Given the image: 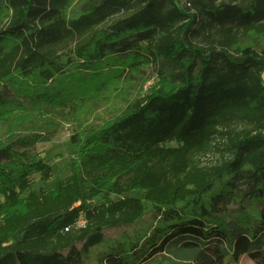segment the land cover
Returning a JSON list of instances; mask_svg holds the SVG:
<instances>
[{"label": "trees", "instance_id": "trees-1", "mask_svg": "<svg viewBox=\"0 0 264 264\" xmlns=\"http://www.w3.org/2000/svg\"><path fill=\"white\" fill-rule=\"evenodd\" d=\"M73 1L0 0V264H264V51L243 41L264 36V0H79L67 15ZM116 59L159 87L77 126L68 175L34 189L54 134L21 129L14 91L75 114L91 97L67 95L118 80Z\"/></svg>", "mask_w": 264, "mask_h": 264}, {"label": "rangeland", "instance_id": "rangeland-1", "mask_svg": "<svg viewBox=\"0 0 264 264\" xmlns=\"http://www.w3.org/2000/svg\"><path fill=\"white\" fill-rule=\"evenodd\" d=\"M231 3H239L240 0H224ZM79 0H74L71 7L67 11V15L71 14L77 9ZM244 44L251 45L257 50L264 51V36L253 35L248 36L244 40ZM202 42V37H197L195 39L196 44ZM125 60H114V68L124 69L123 75L116 80L115 78H108L102 83L95 82L92 84H87L81 88L80 91L72 92L67 95V101L69 102L70 98H75L79 92H85L81 94L89 95L91 98L82 101L81 107L76 111L75 114H71L69 107H60L58 104L59 101L54 103L51 102V105L37 107L36 105L31 104L28 101V95H24L21 91H14V96L16 97V103L9 105L8 108H12L15 105H18L20 109L25 106L28 107L27 117L25 125L21 127L22 130L26 133H53L54 137L52 141L48 143H40L36 145V150L43 153L44 158L48 164L52 167V178L48 181H36L34 183V189H44L51 190L55 187L56 183L68 175V164L70 158L74 157L77 148L70 141V136L74 134L75 128L78 126L86 124H100L104 120L113 117L122 111L131 101L140 98L147 94L151 88L159 87L161 79L158 78V75L155 69L152 66H142L139 69H129L125 67ZM64 84L69 83V79H66ZM15 89L18 88L14 86ZM74 85L64 86L65 90L72 91ZM64 91V90H63ZM23 95L22 98L19 95ZM31 95L32 93H28ZM79 96V97H80ZM78 97V95L76 96ZM12 112L9 115L7 125L14 124V119L12 118L15 115H19V111L15 109H10ZM91 114V117L88 115ZM1 125V123H0ZM0 126V139L2 133H7L8 129L6 124ZM209 159L214 160L216 156H208ZM204 162V161H203ZM37 180L36 178H34ZM130 196L137 197L139 196L136 193H131ZM239 202V201H238ZM245 207L247 203L245 202ZM260 204L257 205V208H261ZM226 216L228 220L232 218L236 219L235 213L239 208V203L237 202H227L225 204ZM250 213L253 210L249 211ZM230 216V217H229ZM232 217V218H231ZM151 264H166L161 257H157ZM234 264V263H232ZM236 264H253L252 261L246 256L243 255L239 258V261Z\"/></svg>", "mask_w": 264, "mask_h": 264}, {"label": "built area", "instance_id": "built-area-1", "mask_svg": "<svg viewBox=\"0 0 264 264\" xmlns=\"http://www.w3.org/2000/svg\"><path fill=\"white\" fill-rule=\"evenodd\" d=\"M85 225V220L82 218V217H80L79 219H78V221L76 222V227H83ZM66 231H68V228H66L65 229Z\"/></svg>", "mask_w": 264, "mask_h": 264}]
</instances>
